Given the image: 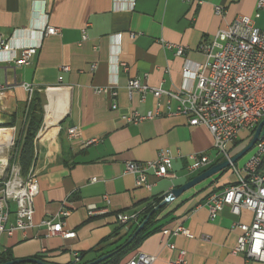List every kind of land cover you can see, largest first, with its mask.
Instances as JSON below:
<instances>
[{"label":"crops","instance_id":"crops-1","mask_svg":"<svg viewBox=\"0 0 264 264\" xmlns=\"http://www.w3.org/2000/svg\"><path fill=\"white\" fill-rule=\"evenodd\" d=\"M256 5V0H0V34L11 37L14 48L38 44L46 25L61 30L44 39L30 65L16 73L10 68L6 73L0 66L5 87L0 91V131L9 132L10 143L21 140L32 101L43 117L31 168L40 188L34 226L4 233L0 259L91 263L129 241L157 200L215 165L189 172L191 155L216 158L210 131L191 126L185 116L169 115L164 96L156 99L148 93L143 100L140 93L130 95L128 83L139 79L170 92L194 88L196 81L184 69L194 72L206 62L201 44L212 41L238 16L254 17ZM216 7L223 15L216 14ZM255 21L264 27V10ZM167 44L184 47L185 54L177 56ZM9 57L0 54V60ZM22 84L33 87L32 96ZM110 85L116 97L96 92ZM158 104L159 116L154 119L139 124L125 119L155 112ZM177 106L173 102L172 111ZM70 128L80 135L70 138ZM92 140L97 142L85 146ZM164 150L173 157L174 177L151 175L152 187L147 189L125 173L126 163L153 161ZM4 172L0 170V176ZM235 182L232 172L217 174L167 203L150 233L121 264L138 252L156 256L154 264H168L180 251H185L187 264H264L233 253L241 235L239 225H251L253 213L243 210L236 216L225 207L212 219L206 206L211 194ZM91 205L101 213L91 216ZM63 209L70 210L63 221L66 230L76 233L74 239L50 236L42 225ZM12 210L7 230L16 224V208ZM121 215L138 219L122 224ZM179 226L189 235L163 236L165 229L172 232Z\"/></svg>","mask_w":264,"mask_h":264},{"label":"built area","instance_id":"built-area-1","mask_svg":"<svg viewBox=\"0 0 264 264\" xmlns=\"http://www.w3.org/2000/svg\"><path fill=\"white\" fill-rule=\"evenodd\" d=\"M188 3L197 0H184ZM257 10L254 17L238 16L226 30L219 31L210 42L201 44L200 50L206 56V62L198 65L194 72L184 69L185 75H192L196 81L194 88L180 89L174 92L164 88H153L143 84L139 79L130 80L128 92L130 95L140 93L143 96L152 93L156 99L166 97L169 115L185 116L193 127H206L213 139L217 156L211 159L204 154L191 155L189 172L195 173L203 170L214 162L231 161L234 157L232 148L242 132L252 131V138L262 121H264V27L256 26V19L260 18V12L264 10V0H256ZM217 15H223L220 7L215 9ZM60 29L46 25L41 32V38L36 45H26L14 48L13 39L0 34V54H8L9 58L0 60V66L8 72V69H16L30 65L33 57L41 49L47 36L59 35ZM168 49H175L177 56L185 54V48L178 45L167 44ZM18 51V53H16ZM32 96L33 87L22 84ZM113 85L99 88L98 94L110 93L113 97L117 92L112 90ZM5 87L0 82V91ZM177 102L178 106L172 111L171 104ZM116 109L117 105L114 104ZM160 105L157 111L145 116L134 113L125 119L129 123L139 124L145 120L159 116ZM254 148L249 153L244 164L230 165L231 172L236 177V183L227 186L223 191L211 194L206 202L212 219L217 218L225 207L239 216L243 210L253 213L251 225L241 224V235L237 247L233 253L243 254L248 259L264 263V127ZM80 132L76 128L68 129V136L76 138ZM251 138V140H252ZM96 140L88 141L85 146L96 143ZM216 165V164H215ZM173 157L168 150L161 151L153 161L144 163H126L125 173L134 175L138 187L151 189L148 179L152 175L156 178H172ZM92 182H97L93 179ZM39 181L37 174L31 169L27 175L21 173L19 164L13 166L9 181L0 189V240L4 233L10 235L15 230L27 231L33 224L35 213L34 201L39 194ZM166 197L163 201H165ZM16 208L14 228L7 230L6 226ZM89 214L101 213L95 205L88 207ZM70 216V210L63 209L56 219H50L42 223L50 236H59L63 239H74L76 233L65 229L66 219ZM138 219L137 215H121L120 222L128 224ZM141 226V225H139ZM179 235L188 236L189 231L179 226L170 232L165 229L163 236ZM168 247L175 250L173 244ZM157 257L138 252L134 258L125 264H154ZM168 264H187L185 251H180L178 257Z\"/></svg>","mask_w":264,"mask_h":264},{"label":"trees","instance_id":"trees-1","mask_svg":"<svg viewBox=\"0 0 264 264\" xmlns=\"http://www.w3.org/2000/svg\"><path fill=\"white\" fill-rule=\"evenodd\" d=\"M34 102L35 101L31 102L30 109L28 112V117H27L28 119L25 124L22 138L20 141H17L15 145V149H14L15 157H16L15 161L19 164L20 168L22 169L23 175H27L33 166L34 152H35V139L43 123V117H42L41 111L39 107L35 105ZM244 148H240L239 141L236 142L232 148L233 156L237 155ZM248 155H246L243 159H241L237 163V165L242 166L246 158L248 157ZM219 163L220 161H218L216 164H219ZM228 172H231L230 168L222 171L221 173H219V175L221 176ZM162 202H163V199L157 200L153 206L149 207L145 211V214L143 215L142 220H140L141 223H145V226L141 230V232L138 234V236L130 244H127L128 241H126L124 244L120 245L115 250L108 253V254H112V256L101 264H121V262L126 256H128L130 253H132L133 251L137 249L140 242L150 233L151 228L153 227V224H155L159 215L167 208L168 204L160 206ZM138 229H139V226L136 227V231ZM6 262H9V260L4 257L0 259V264H4Z\"/></svg>","mask_w":264,"mask_h":264},{"label":"water","instance_id":"water-1","mask_svg":"<svg viewBox=\"0 0 264 264\" xmlns=\"http://www.w3.org/2000/svg\"><path fill=\"white\" fill-rule=\"evenodd\" d=\"M263 127H264V121H262L260 123V125L258 126V128H257L252 140L250 141V143L242 151H240L237 155H235L231 159V161H224V162H221L219 164L213 165L212 167H210L209 169H207L206 171L201 173L199 176L190 180L185 185H183L177 189H174L173 191H171L168 198L161 203L160 206H163L169 202H173L174 200H176L181 195H183L185 192L189 191L190 189L194 188L195 186H197V185L201 184L202 182L214 177L215 175L221 173L222 171L227 170L230 167L231 163L232 164L238 163L241 159H243L246 155H248L251 152V150L254 148V146L257 143L260 135L263 133L262 132ZM144 226H145V223H143L139 227V229L136 231V233L132 236V238L128 241L127 244H130L138 236V234L141 232V230L144 228ZM111 256H112V254L104 255V256L100 257L99 259H97L91 263H88V264H101L104 261L108 260ZM4 264H51V263L40 260V259H27V260L9 261V262H6Z\"/></svg>","mask_w":264,"mask_h":264},{"label":"rangeland","instance_id":"rangeland-1","mask_svg":"<svg viewBox=\"0 0 264 264\" xmlns=\"http://www.w3.org/2000/svg\"><path fill=\"white\" fill-rule=\"evenodd\" d=\"M4 135L6 137V142H5V150L3 151V153L0 154V170L5 169V172L0 176V189L4 187V184L9 181L13 166L18 164L15 161L16 157L14 151L15 149L14 146L16 145V142L15 141L12 142L13 139H11V143H10L9 132L7 133L5 132ZM251 138H252V131L248 130L242 132L238 140L240 143V148H244L249 143ZM216 154L217 152L215 153V155ZM21 173L23 174L22 169H21Z\"/></svg>","mask_w":264,"mask_h":264},{"label":"bare ground","instance_id":"bare-ground-1","mask_svg":"<svg viewBox=\"0 0 264 264\" xmlns=\"http://www.w3.org/2000/svg\"><path fill=\"white\" fill-rule=\"evenodd\" d=\"M6 137L3 131H0V154L5 150Z\"/></svg>","mask_w":264,"mask_h":264}]
</instances>
